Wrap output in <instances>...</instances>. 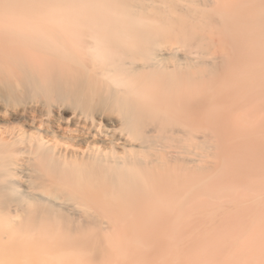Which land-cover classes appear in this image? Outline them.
<instances>
[{"label":"bare ground","instance_id":"1","mask_svg":"<svg viewBox=\"0 0 264 264\" xmlns=\"http://www.w3.org/2000/svg\"><path fill=\"white\" fill-rule=\"evenodd\" d=\"M229 190L264 214V0H0V264H149Z\"/></svg>","mask_w":264,"mask_h":264},{"label":"rangeland","instance_id":"2","mask_svg":"<svg viewBox=\"0 0 264 264\" xmlns=\"http://www.w3.org/2000/svg\"><path fill=\"white\" fill-rule=\"evenodd\" d=\"M235 196L238 197V194L233 195L230 190L217 195V204H229L231 207H225L229 208L227 211L217 209L215 225L183 232L181 235L184 240L172 241L173 249L165 248L163 242L153 239L159 233H143L144 239H153L145 241L146 245L152 246L151 250L147 249L148 263L162 264L164 261L166 264H264V214L244 209L240 212L234 211L232 206L236 203L230 200Z\"/></svg>","mask_w":264,"mask_h":264}]
</instances>
